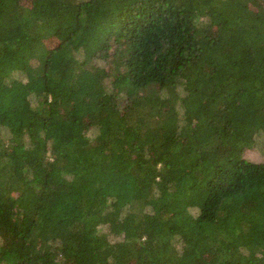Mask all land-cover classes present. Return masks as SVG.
I'll return each instance as SVG.
<instances>
[{"label":"trees","instance_id":"obj_1","mask_svg":"<svg viewBox=\"0 0 264 264\" xmlns=\"http://www.w3.org/2000/svg\"><path fill=\"white\" fill-rule=\"evenodd\" d=\"M254 147L264 0H0V264H264Z\"/></svg>","mask_w":264,"mask_h":264},{"label":"rangeland","instance_id":"obj_2","mask_svg":"<svg viewBox=\"0 0 264 264\" xmlns=\"http://www.w3.org/2000/svg\"><path fill=\"white\" fill-rule=\"evenodd\" d=\"M56 44H57V41L54 40V39L47 41V45L50 48L54 47ZM34 62L35 61H33L32 64ZM244 156H245V158H247V159H249L251 161H254V162L264 161V152L259 147H254V148H251V149H247L245 151V155ZM2 236L3 235H0V240H2V238H1Z\"/></svg>","mask_w":264,"mask_h":264}]
</instances>
